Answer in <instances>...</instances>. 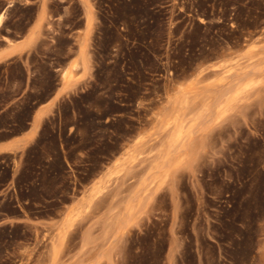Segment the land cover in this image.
Listing matches in <instances>:
<instances>
[{"label":"rangeland","instance_id":"374dc122","mask_svg":"<svg viewBox=\"0 0 264 264\" xmlns=\"http://www.w3.org/2000/svg\"><path fill=\"white\" fill-rule=\"evenodd\" d=\"M69 10L0 64V264H264V0Z\"/></svg>","mask_w":264,"mask_h":264},{"label":"crops","instance_id":"0c3cea01","mask_svg":"<svg viewBox=\"0 0 264 264\" xmlns=\"http://www.w3.org/2000/svg\"><path fill=\"white\" fill-rule=\"evenodd\" d=\"M2 1H4V5L0 9V17L2 18V21L0 23V64L30 49H33L39 42L42 41V39L45 36L51 37L61 34L71 35L76 33L73 24L68 22L70 4L72 3L73 0H2ZM53 2L63 4L60 10H56L52 8L51 4ZM18 4H22L24 6H34V5L37 6L35 15L33 19L29 22V25L24 33L25 35L21 39H15V37H13L16 36L18 33L11 30L8 24L11 11ZM86 13L87 12L83 10L82 17L84 22H83L82 30L87 29ZM7 39L14 41L13 43L9 44ZM31 39H35L34 43L30 47H28ZM65 68L66 71L67 66ZM47 105H49V103L45 104L44 106ZM32 131L33 128H30L27 132L23 133L22 135L11 137L8 140L1 141L0 147L4 145H9L15 142L16 140L22 138L24 135H29Z\"/></svg>","mask_w":264,"mask_h":264},{"label":"bare ground","instance_id":"6f19581e","mask_svg":"<svg viewBox=\"0 0 264 264\" xmlns=\"http://www.w3.org/2000/svg\"><path fill=\"white\" fill-rule=\"evenodd\" d=\"M90 15V14H89ZM1 21H2V18L0 17V23H1ZM176 124V123H175ZM178 130H179V128H178ZM178 139V138H177Z\"/></svg>","mask_w":264,"mask_h":264}]
</instances>
